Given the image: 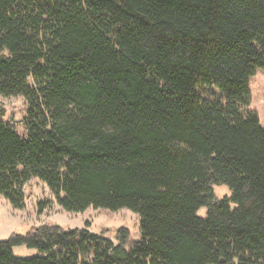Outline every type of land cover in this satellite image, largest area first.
<instances>
[{
  "label": "trees",
  "instance_id": "obj_1",
  "mask_svg": "<svg viewBox=\"0 0 264 264\" xmlns=\"http://www.w3.org/2000/svg\"><path fill=\"white\" fill-rule=\"evenodd\" d=\"M260 69L264 0H0V96L27 102L24 135L0 118V195L21 209L37 178L66 211L131 210L140 235L42 223L0 264H264Z\"/></svg>",
  "mask_w": 264,
  "mask_h": 264
},
{
  "label": "rangeland",
  "instance_id": "obj_2",
  "mask_svg": "<svg viewBox=\"0 0 264 264\" xmlns=\"http://www.w3.org/2000/svg\"><path fill=\"white\" fill-rule=\"evenodd\" d=\"M249 107L256 111L260 124L264 126V69L257 70L249 79ZM218 94L217 91H215ZM27 108L26 99L21 95L0 96V118L15 127L17 132L25 134L23 119ZM215 198H221L229 193L226 185H214ZM25 196L24 207L13 208L0 195V240L6 239L12 232L24 233L30 227L42 223H52L64 228L87 229L92 233H102L114 240V231L124 226L129 230L132 239H138L139 216L127 208L109 210L106 208L88 207L81 212H71L62 209L45 183L37 178L30 179L23 186ZM47 201L46 207L39 212L38 203ZM206 207H200L197 214L205 215ZM13 253L17 257H30L39 254L36 248L24 244L13 245Z\"/></svg>",
  "mask_w": 264,
  "mask_h": 264
}]
</instances>
